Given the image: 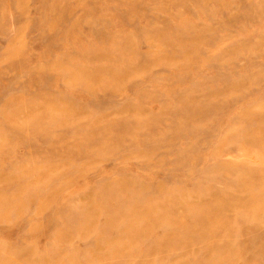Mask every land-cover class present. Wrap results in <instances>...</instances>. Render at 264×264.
Listing matches in <instances>:
<instances>
[{
  "label": "rangeland",
  "instance_id": "rangeland-1",
  "mask_svg": "<svg viewBox=\"0 0 264 264\" xmlns=\"http://www.w3.org/2000/svg\"><path fill=\"white\" fill-rule=\"evenodd\" d=\"M0 264H264V0H0Z\"/></svg>",
  "mask_w": 264,
  "mask_h": 264
}]
</instances>
